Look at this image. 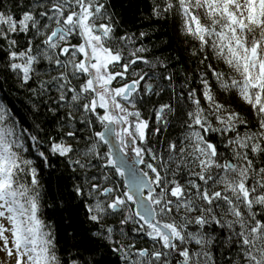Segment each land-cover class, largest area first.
Segmentation results:
<instances>
[{"label":"snow or ice","instance_id":"snow-or-ice-1","mask_svg":"<svg viewBox=\"0 0 264 264\" xmlns=\"http://www.w3.org/2000/svg\"><path fill=\"white\" fill-rule=\"evenodd\" d=\"M15 6L19 16L0 11L5 67L30 94L33 112L41 102L52 113L69 108L60 118L61 138H49L48 151L83 173L75 194L90 201L88 219L98 227L93 235L116 254V264H173V255L179 264H264V0H163V8L153 9L158 16L178 12L200 51H210L226 66L227 71L211 63L206 68L220 90L235 92L251 106V128L215 99L204 72L199 89L187 88L186 81L187 90L178 94L190 101L189 110L168 102L145 118L138 103H148L162 86L148 83L157 78L154 73L132 67L150 63L140 55L148 49L136 48L126 57L121 47L108 46L114 23L105 0H16ZM201 11L208 23H202ZM76 37L80 42L73 44ZM120 40L132 42L129 36ZM43 64L48 67L41 73ZM157 79L172 87L171 74ZM213 118L222 126L214 127ZM173 121L180 135L166 145L150 140L163 136ZM95 124L103 130H94ZM85 132L82 148L65 142ZM210 133L232 134L225 142L229 155L222 157ZM40 144L32 126L0 98V251L15 264H62L55 234L40 215L38 170L24 156L32 149L51 167ZM118 178L127 180L123 189ZM106 217L114 218L115 228ZM134 236L152 243L137 247ZM221 248L222 261L216 256Z\"/></svg>","mask_w":264,"mask_h":264},{"label":"trees","instance_id":"trees-1","mask_svg":"<svg viewBox=\"0 0 264 264\" xmlns=\"http://www.w3.org/2000/svg\"><path fill=\"white\" fill-rule=\"evenodd\" d=\"M3 7L0 11L10 9L14 16H19L20 9L17 8L16 0H0ZM22 3H27V0H22ZM108 6L109 13L113 17L114 29L113 39L108 46L121 47L124 54L128 57L130 51L136 48L145 47L147 52L140 55L147 58L150 63L138 62L132 67L136 72H146L149 76L155 74V77L171 74L173 76L172 87L170 88L167 81L153 78L148 80V83L160 84L162 91L159 95L147 97L148 103H138L137 107L141 110L145 118L152 116L154 107L163 103L171 102L177 108L183 107L185 111L189 110L190 101L178 99V94L187 88H200L199 76L204 72L207 74V79L212 84L214 97L220 103H223L228 111L239 112L241 117L249 122V127L254 123L251 106L240 100L235 92L224 93L215 83L211 72L206 68V65L211 63L218 70L227 71L226 66L216 60L210 51L201 52L199 42L183 30V21L178 12L175 10L171 13H162L155 15L154 8H163V0H105ZM208 23V22H207ZM147 33L141 37L140 33ZM123 36L132 38V42L121 41ZM21 40L23 37L21 36ZM75 43L80 41L78 37L74 38ZM6 47L4 42L0 41V48ZM207 56V59L201 60ZM7 57L0 51V82H3V88L0 89V98H5V103L14 109L15 113L23 118L25 125H31L32 131L36 134L40 141V150L45 151L51 161V167H45L42 160L32 149L24 153V156L34 161L33 167H36L39 173L40 180V204L41 218L51 226V230L56 238V251L63 264L64 261H70L73 257L76 259V264H93L94 261H100L101 264H116V254L108 251L107 247H101L105 243L98 240L93 235L98 230V227L88 219V213L85 207L90 201L84 197L75 194L74 185L83 183V173L80 169L75 171L68 164L66 157H61L52 154L49 149L50 139L57 141L61 138V130L63 127L61 117L69 111L67 106L59 108L55 113L48 111V107L44 102L40 103V111L33 112L31 110L32 99L30 94L25 91L19 84L15 74L7 70L5 65ZM152 65H156L153 67ZM41 73L48 67L47 64L38 66ZM47 79V77H42ZM136 76L129 77L130 80L136 79ZM187 81V88L185 82ZM77 83V81H73ZM144 87V82L141 83V88ZM55 98L53 91L51 97L47 99V104L52 105V99ZM34 99V98H33ZM202 106L207 112V104L201 97ZM74 115L79 119L80 113L75 112ZM39 125V129L35 127ZM214 127H221L219 121L212 119ZM79 128V123L75 124ZM241 134L246 130L242 125L238 124ZM66 130V129H64ZM94 130L101 131L102 127L95 124ZM255 130L254 128L252 129ZM181 134L180 126L173 121L167 132L160 137H151L150 140H160L166 145L169 139H175ZM72 140L65 138V142L73 147H83L84 140L82 138ZM213 141L220 145V151L223 156L230 154L231 147H226L225 142L227 136H221L216 133H210ZM159 146V145H158ZM107 149V146H106ZM105 150V146L101 151ZM259 162V161H258ZM147 171V170H146ZM92 173L89 172L88 175ZM120 186L124 188V178H118ZM168 219V218H162ZM109 222L107 226L116 227L113 217H106ZM128 227L126 226L125 230ZM219 233V230H217ZM118 234V233H117ZM137 247H149L151 241L146 237H133ZM196 246H192L195 250ZM215 251V249H213ZM224 249L221 248L216 253L218 259L222 261ZM173 264H179L177 257H171Z\"/></svg>","mask_w":264,"mask_h":264},{"label":"rangeland","instance_id":"rangeland-1","mask_svg":"<svg viewBox=\"0 0 264 264\" xmlns=\"http://www.w3.org/2000/svg\"><path fill=\"white\" fill-rule=\"evenodd\" d=\"M199 15H200V17H201L202 23H207V22H208L202 11L199 13ZM183 30L185 31L184 23H183ZM79 42H80V41H77L76 43H79ZM72 43H73V44H76L74 39L72 40ZM117 70H119V69H117ZM129 80H130V79H129ZM113 83H114V82H113ZM114 86H119V85H117V84L115 83ZM102 130H103V129H102ZM102 130H101V131H102ZM68 144H69V143H68ZM0 264H15V259H14V258H8V257L6 256V253H4L3 251H0Z\"/></svg>","mask_w":264,"mask_h":264},{"label":"water","instance_id":"water-1","mask_svg":"<svg viewBox=\"0 0 264 264\" xmlns=\"http://www.w3.org/2000/svg\"><path fill=\"white\" fill-rule=\"evenodd\" d=\"M137 168H142V165H137ZM124 183L126 184L127 183V180L124 179Z\"/></svg>","mask_w":264,"mask_h":264},{"label":"flooded vegetation","instance_id":"flooded-vegetation-1","mask_svg":"<svg viewBox=\"0 0 264 264\" xmlns=\"http://www.w3.org/2000/svg\"><path fill=\"white\" fill-rule=\"evenodd\" d=\"M114 84H115V82H114ZM105 150H106V146H105ZM142 167H143V165H142ZM147 169H145V171H146Z\"/></svg>","mask_w":264,"mask_h":264}]
</instances>
